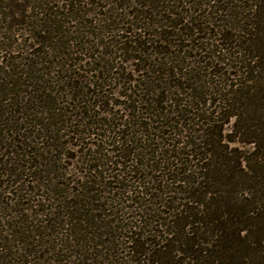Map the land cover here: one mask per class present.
Instances as JSON below:
<instances>
[{"label": "trees", "instance_id": "trees-1", "mask_svg": "<svg viewBox=\"0 0 264 264\" xmlns=\"http://www.w3.org/2000/svg\"><path fill=\"white\" fill-rule=\"evenodd\" d=\"M130 1L145 10L134 13L130 26L120 29L111 19L104 30L122 32V51L137 53L128 61L142 63L144 66L135 70L148 71L151 77L124 81L123 117L105 121L90 111V101L100 108L109 100L105 98L108 86L116 80L107 76L112 66L98 56L74 64L94 61L92 69L84 71L95 75L97 81L90 82L87 90L77 80L67 82L78 111L73 118L66 111L59 113L62 108L54 109V101L48 104V87L30 85L22 95L0 84V124L9 105L19 107L25 97L33 99L36 93L49 95L40 111L44 119L32 120L33 127L42 131L35 138L12 117H6L12 122L10 138H5L7 129L0 127L1 185L8 172L12 185L18 181L28 187L37 183L41 169L47 166L44 152H60L65 145L59 140L63 136L73 135L81 141L83 136L93 135L99 141L92 155L82 161L86 166L81 185L84 194L78 190L72 197L59 195L49 185L37 183L39 190L32 197L18 195L33 204L28 202L27 208L16 211L24 216L20 221L5 230L0 215V239L8 246L0 264H9L7 258L19 254V247L28 252L24 251L25 264L38 252L46 259L56 253V258L60 257L57 262H63L64 247L56 250L48 240L55 236L51 229L62 216L76 225L84 222L92 226L93 236L100 240L93 247L97 252L81 264L99 262L102 256L103 264H264V0H124V4ZM72 4L66 6L73 12ZM15 7L11 17L24 18L26 10L18 4ZM41 9L42 23L34 41L38 48L59 30L53 25L60 24L54 19L53 7ZM62 36L64 46L81 40L64 42ZM104 45L101 42L100 47ZM153 54L162 57L147 64ZM28 66L33 76L36 68L32 63ZM5 67L14 66H0L9 74ZM24 75L31 78L29 72ZM207 76L212 82L206 83ZM34 79H38L36 75ZM9 94L12 102L4 105ZM60 116L55 123L48 122ZM229 124L230 133H225ZM111 165L124 167L130 178L107 176ZM62 184L67 186V182L57 185ZM100 185L109 189V197L98 193ZM40 188L48 192L41 193ZM50 199L56 201L54 206ZM102 199L104 205L92 206ZM128 201L133 203L129 207L142 212L134 215L133 224H123L119 215V206L126 209ZM27 209L44 217L41 223L46 225L30 221Z\"/></svg>", "mask_w": 264, "mask_h": 264}, {"label": "rangeland", "instance_id": "rangeland-1", "mask_svg": "<svg viewBox=\"0 0 264 264\" xmlns=\"http://www.w3.org/2000/svg\"><path fill=\"white\" fill-rule=\"evenodd\" d=\"M71 2L75 4L73 12L70 10V6H66V4H72ZM16 4H18L21 10L23 8L26 10L24 18H21L22 16L11 17V14L17 10V7H15ZM42 6H47V8L53 7V12L55 14L53 15L55 17L54 19L58 20L60 22L59 25H62L63 27L53 25V29L56 27L59 28V30H56V33L52 32V34L48 35V39L50 40L46 39L47 41L45 40L44 46L38 48V45L34 44V41L36 39L35 35L38 34L42 23V16L39 15ZM139 10L144 11L145 9L144 7L141 8L137 2L133 1H130L129 4L125 5L124 0H0V66L7 63L14 66L5 67L6 72H10L9 74L12 76H8L9 74L2 72L0 69V84H3L2 88L7 91L14 88L16 91H21L22 95L26 94L23 92L28 90L30 85L48 87L51 91L48 93L50 96L46 95L49 96L50 99L49 97L42 96L45 95L43 93H36L34 95L35 98L33 99L29 98L31 97L29 95V97H25L23 101L21 100V106L12 107V105H9L6 108V114L3 119L4 123L1 122L0 124L2 129H7L8 133L5 134V138L7 136L8 139L12 136L11 131H8V129L11 128L10 126L12 125V122L9 123L6 117H12L13 121L20 120V123L18 122L17 124L20 128L27 127V135L32 136V138H35L38 132L41 133L42 131L39 127H33L34 122H32V120L37 119L36 121H42L44 119L43 116H45V114L42 115L40 113V111L44 109L43 106L46 104L44 103V100L49 99L48 104L51 101H54V104L50 103L54 106V109L62 108L59 113H64L66 111L67 116L73 118V115L77 114L78 111L74 108L73 91L69 89L67 82L77 80V82L82 83V85L86 87L85 90H87L90 82L97 81L95 75H92V73L88 74L84 71V69H92V66L95 63L94 61H91V64L84 62H89L90 59L94 60L95 57L93 56H98L97 58L102 59V61L107 60V64L112 66V70L107 73V76H114L116 77V80H113L111 85L108 86V91L106 93L107 97L105 98L109 100H104L100 108L93 105V101H90V111L93 115L95 114L98 118L105 121L113 120L114 117L116 119L121 116L123 117V115L126 114L124 112L126 99L122 95L125 90L123 88L124 81H127V79L131 80V82L140 79L144 80L145 78L151 77V74L148 71L135 70H139L140 67H143L144 65L142 63L141 65H137L138 63L136 61H128L130 59L129 56L137 53L122 51L121 48L124 46L125 42V40L120 38L119 35L122 34V32L118 33V31H115V33H108L104 30V26L106 23L110 22L111 19L118 23V28L120 29L123 25L130 26L129 24L135 20V18H133L134 13ZM104 20H106V22ZM63 34L64 42L74 38H81V40L76 39L77 42L70 47L67 45L64 46L60 43ZM127 35L129 34L125 33L124 36ZM40 41L41 40L39 39V42ZM101 42L105 44L103 48L100 47ZM46 46H51L52 48L49 49L48 47L46 48ZM38 50L40 51L37 52ZM44 50H48L47 53H42ZM106 51L111 53L112 56L109 57V55L106 54ZM68 54L70 55L68 56ZM155 56V54L150 55L151 60H148L147 64L156 63L162 57ZM3 58H5V63H2ZM81 60H84V62L74 66L76 62L78 63ZM31 63L34 65V69L36 68V73L33 76L30 75V70L28 69V65ZM188 66L192 67V64H188ZM28 72L32 79L29 76L28 78L25 77L24 74ZM35 75L38 78V83L36 82L37 80L34 79ZM209 78V76L205 78L206 83L207 81L212 82ZM14 80L21 81L20 83L22 84L19 85L12 83ZM93 89L94 87L91 85L90 90L88 91L91 93ZM12 97L13 95L9 94L8 102L2 101L4 102L3 104H10V102H12L10 98ZM95 100L98 99L96 98ZM48 106L49 105H47V107ZM24 117H28V120L22 121V118ZM59 118H61V116L48 122L55 123ZM116 119L114 122H118ZM28 123L32 126H28ZM225 129V133H230L231 124L226 125ZM60 134L62 133H59L57 136ZM75 138L76 137L73 135L63 136L62 139L59 140L65 145L60 152L52 150L50 152H44L46 159H44L45 162L43 163L47 166L41 169L37 179L34 177L37 180V183L41 185L47 184L49 187H52L53 190H58L59 195H62L61 193H63L65 196L68 194V196L70 195L72 197L78 190L81 191L82 182L85 180L83 174L86 173V169H84L86 166L82 164V161H85L92 155L95 148L94 144L99 142L97 137L93 135L89 138H84L83 136L81 141L80 139ZM104 146H107L106 143ZM26 165L28 167L30 166V163H26ZM111 167L112 170L107 172V176L121 174V178L125 175L130 178L129 176H131V173H128L124 167H121L120 165H111ZM8 173L2 178L4 185L0 184V215L4 218L3 222L7 226L6 228H3L5 230L13 227L15 221L18 222L20 221V218L24 217L22 214H20V216L17 215V210L27 208L28 205L26 204H28V202H30V205H33L32 201L21 199L22 197L19 199L18 195L25 196L26 194H30L31 196L34 192H38L39 190V188L37 189V186L39 185L37 183L31 184V187H28V184L23 185L22 181H18L16 185H12L10 172ZM105 181L107 182V180ZM59 182H67V186H63V184L62 186L57 185ZM126 183L132 185L133 181H126ZM100 186L101 191L98 193L103 196L102 198L109 197V189L106 187L104 188L105 185ZM3 188L13 191L12 193L4 192ZM102 188H104L106 192H104ZM40 189L42 190L39 191L41 193L45 190L44 188ZM45 191L48 192L47 190ZM49 192L51 193V191ZM81 193L84 194V191H81ZM52 195L53 194L51 193L50 197ZM71 197H68V200L71 199ZM25 198H27V196ZM55 198L58 197L56 196ZM104 200L105 199H102L100 202H95L92 206L104 205ZM50 201L51 204H56V201L52 199H50ZM47 203H49L48 200ZM54 204H52V206H54ZM124 205L128 207L125 209V206H119V209L122 210L119 211V215L123 218V224H133L135 222V219L133 218L134 215L136 213L142 214V212L129 207V205H133L131 201L126 202ZM147 207L148 209L154 208L152 205H147ZM143 209L144 208H142V210ZM27 211L29 214L31 213L30 221L33 220L35 225H46V222L41 223L42 218L44 219V217L39 214L34 215L35 212L30 209H27ZM53 217L54 215L50 216L51 219H53ZM89 218L91 219V216ZM10 220L11 223L9 222ZM110 220L112 219L110 218ZM58 221L60 223L56 224V226L54 225L55 230L51 229L53 232L55 231V236L53 239L50 237L48 240L54 243L50 244L52 245V248L53 246H56V250H63L61 247H64L63 262H57V259L59 260L60 257L56 258V253L48 256L46 259L41 252H38L37 254L28 257V260L30 261L28 264H61V262L63 264H81L87 257H91V255H94V253L97 252L93 247H95L96 241L100 242V240L93 236L95 235L93 234L95 230L92 226L90 227L84 222L76 225L69 221L68 217L63 216ZM92 222H95V220ZM51 224H54V222L52 221ZM20 225L21 224L19 223L18 226ZM6 232L9 234L8 231ZM48 232L50 233L51 231ZM33 241H35V239H33ZM88 245L91 246V250L88 249ZM7 247L8 246H5L4 242L0 239V261L4 254L7 253ZM25 248L19 247V254L8 255L9 257L7 259L8 262H10L9 264H25L23 263L26 261L24 251L28 253ZM1 250H3V253ZM104 257H109V255H105ZM102 259L103 256L99 258V262L98 259H96V261L90 263L103 264L104 260ZM87 262L89 263V261Z\"/></svg>", "mask_w": 264, "mask_h": 264}]
</instances>
